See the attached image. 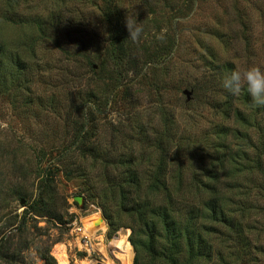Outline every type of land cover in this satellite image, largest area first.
Instances as JSON below:
<instances>
[{"label": "rangeland", "instance_id": "1", "mask_svg": "<svg viewBox=\"0 0 264 264\" xmlns=\"http://www.w3.org/2000/svg\"><path fill=\"white\" fill-rule=\"evenodd\" d=\"M104 1L19 0L20 24L0 19V239L19 248L22 264H45L37 248L49 246L53 256L57 245L68 264H126L116 246L123 235L132 264L128 227L109 235L103 217L87 252L68 223L76 212L103 216L99 197L111 189L101 182L124 176L114 161L138 158L145 169L161 156L172 185L184 181L185 198L200 200L191 181L217 174L227 206L236 209L243 226L221 225L212 264H264V191L255 187L264 186V173L251 161V145L264 150V119L252 117L241 94L232 101L245 116L234 120L223 87L226 64L264 71V0H108L143 29L135 54L121 64L106 51ZM37 16L46 19L44 34L26 23ZM11 55L20 58V73ZM82 126L85 145L94 147L84 156L77 149ZM240 150L234 175L222 157Z\"/></svg>", "mask_w": 264, "mask_h": 264}, {"label": "trees", "instance_id": "2", "mask_svg": "<svg viewBox=\"0 0 264 264\" xmlns=\"http://www.w3.org/2000/svg\"><path fill=\"white\" fill-rule=\"evenodd\" d=\"M19 6V0H0V19L12 24H20L19 19L17 20ZM65 6L66 4L62 2L61 10ZM102 15L108 34L106 51L109 58L115 61V64L127 62V58L134 55L136 49L134 41L129 37L125 23L126 15L120 3L105 0ZM53 18V15L49 17L50 20ZM26 23L40 34H44L48 27L46 19H39V16L27 20ZM1 48L0 42V53ZM152 55L156 56L153 53ZM9 61L20 73L23 68L20 58L11 55ZM147 62L152 63L153 59ZM224 68L228 76L235 71L231 63L226 64ZM241 91L240 95L242 94L244 101H247L246 108L250 106L248 110L252 117L257 118L260 114L261 119H264V106L258 107L253 104L246 86ZM225 96L229 116L240 121V117L245 116V112L234 107L232 100L235 96L228 91L225 92ZM239 98L236 97L237 100ZM249 115L250 113L247 114L248 117ZM83 131L84 126L77 135V144H79L77 149L84 156L85 152L92 153L94 147L85 145L87 132L83 133ZM251 146L255 155L251 160L252 170L264 173V150L258 144ZM241 151L223 153L222 159L225 158L224 161L231 167L228 172L234 175L237 171L240 172L237 158L243 154ZM112 164L117 167L125 166L122 167L124 176L101 182L102 185H109L111 190L102 191L98 203L107 222L109 235L120 227L130 229L128 241L134 251L132 264H212L215 257L214 242L218 240L221 225L233 230L243 226L239 222L240 219H237L236 209L227 206L228 198L218 189L220 178L217 174L203 181L201 179L199 183L191 181L192 186L202 191L200 200L194 202L193 197H184L182 187L184 181L182 182L181 177L177 179L176 185L173 181L175 187L172 185L166 157L160 156L154 162H148L145 169L138 158H133L125 164L119 160ZM234 170L236 171L233 172ZM255 187L260 192L264 191L263 185H255ZM258 194L256 192L253 195L255 197ZM42 202H45V196L38 197L36 207ZM240 207L244 210L242 204ZM34 211L37 212L36 208ZM6 244V239H0V260L5 264L17 262L22 264L19 248L10 250ZM37 253L45 264H56V260L50 254L49 246L38 247Z\"/></svg>", "mask_w": 264, "mask_h": 264}, {"label": "clouds", "instance_id": "3", "mask_svg": "<svg viewBox=\"0 0 264 264\" xmlns=\"http://www.w3.org/2000/svg\"><path fill=\"white\" fill-rule=\"evenodd\" d=\"M125 23L129 37L133 41L138 40L143 29L137 20L127 16ZM245 85L253 104L264 106V71L259 66H253L243 72L233 71L223 81V87L233 96H239Z\"/></svg>", "mask_w": 264, "mask_h": 264}, {"label": "bare ground", "instance_id": "4", "mask_svg": "<svg viewBox=\"0 0 264 264\" xmlns=\"http://www.w3.org/2000/svg\"><path fill=\"white\" fill-rule=\"evenodd\" d=\"M98 217H100V215L98 213H94L91 214L89 216H87L86 218H84L83 221V225H84V230L87 232L88 236H92L97 229H103V222H101V226L98 227H93L92 225V221L94 219H97ZM126 233V232H125ZM120 236V235H119ZM117 248L121 249L122 251H125L126 253V264H131V256L130 254H128V252L130 253V245L128 244L127 240H126V236H121L118 237V242L116 244ZM53 256L56 259L57 264H68V259H67V254H66V249L65 246L63 245H57L52 252ZM104 254V253H103ZM106 254V253H105ZM104 254V256L106 257V255ZM89 264H94V262H88Z\"/></svg>", "mask_w": 264, "mask_h": 264}, {"label": "built area", "instance_id": "5", "mask_svg": "<svg viewBox=\"0 0 264 264\" xmlns=\"http://www.w3.org/2000/svg\"><path fill=\"white\" fill-rule=\"evenodd\" d=\"M85 217L76 212L73 216V219L68 223L69 233L84 248V250H86L87 252H91V250L93 249L91 237L88 236L87 232L84 230L83 225V219ZM92 225L93 227H95L93 223Z\"/></svg>", "mask_w": 264, "mask_h": 264}, {"label": "water", "instance_id": "6", "mask_svg": "<svg viewBox=\"0 0 264 264\" xmlns=\"http://www.w3.org/2000/svg\"><path fill=\"white\" fill-rule=\"evenodd\" d=\"M182 93L186 96V99H187V100H190V98H191V94H192L191 91L185 89V90L182 91ZM74 200H75L76 203L79 204V205L82 203V197H81V196H75V197H74ZM20 203L22 204V203H23V200H22ZM101 222L104 223V218H103V216L98 217V219H97V221H96L95 224H99V223H101ZM94 264H102V263H101V262H95Z\"/></svg>", "mask_w": 264, "mask_h": 264}]
</instances>
